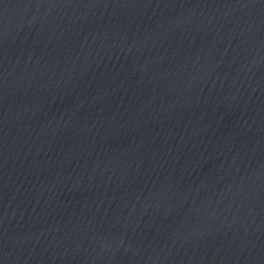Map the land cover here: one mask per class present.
I'll return each mask as SVG.
<instances>
[{
    "label": "water",
    "instance_id": "water-1",
    "mask_svg": "<svg viewBox=\"0 0 264 264\" xmlns=\"http://www.w3.org/2000/svg\"><path fill=\"white\" fill-rule=\"evenodd\" d=\"M0 264H264V0H0Z\"/></svg>",
    "mask_w": 264,
    "mask_h": 264
}]
</instances>
